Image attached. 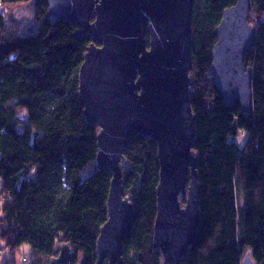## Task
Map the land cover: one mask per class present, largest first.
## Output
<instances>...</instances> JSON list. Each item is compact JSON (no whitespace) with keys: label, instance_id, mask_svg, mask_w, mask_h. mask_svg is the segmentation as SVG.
Listing matches in <instances>:
<instances>
[{"label":"trees","instance_id":"16d2710c","mask_svg":"<svg viewBox=\"0 0 264 264\" xmlns=\"http://www.w3.org/2000/svg\"><path fill=\"white\" fill-rule=\"evenodd\" d=\"M32 1L0 0V236L15 253L25 225L37 219L36 245L23 254L28 264H50L65 243L75 250L74 263L96 264L113 174L96 169L82 178L99 151V128L86 121L79 97L80 68L92 39L77 36L75 23L46 18L48 0H37L36 29L23 32L10 10ZM236 3L194 0L191 101L201 221L181 264H244L248 255L252 264H264V0H252L248 17L257 35L244 62L253 70L249 115L239 101L225 104L212 72L215 29ZM240 129L248 134L243 147L235 141ZM126 158L123 187L135 212L124 263L162 264L153 246L157 142L136 136Z\"/></svg>","mask_w":264,"mask_h":264},{"label":"water","instance_id":"95a60500","mask_svg":"<svg viewBox=\"0 0 264 264\" xmlns=\"http://www.w3.org/2000/svg\"><path fill=\"white\" fill-rule=\"evenodd\" d=\"M36 3L27 5L32 15ZM48 4L46 18L75 23L77 36L92 39L80 68L79 97L86 121L99 128L96 169L113 174L96 264L106 260L125 264L123 244L135 207L124 193L123 170L138 135L153 138L158 145L153 246L160 250L162 264H181L201 221L191 101L194 0H48ZM251 6L252 0H237L224 11L212 52V72L225 104L239 101L247 115L253 110V70L244 62L257 38L248 22ZM74 257L75 250L65 243L50 264H84L74 263ZM244 264H252L249 255Z\"/></svg>","mask_w":264,"mask_h":264},{"label":"rangeland","instance_id":"374dc122","mask_svg":"<svg viewBox=\"0 0 264 264\" xmlns=\"http://www.w3.org/2000/svg\"><path fill=\"white\" fill-rule=\"evenodd\" d=\"M10 18L21 24L22 25V31L27 33V32H32L36 28L34 26V18L31 14V10L26 7H16L10 10ZM247 132L243 129L239 130V133L235 139L237 144L241 147L244 146L247 140ZM96 171V164L87 167L82 174V178L85 179L91 174H93ZM1 181H0V190H1ZM3 215L2 211V205L0 204V235H1V228H2V223H1V217ZM38 239V221L35 219L34 221L28 223L25 225L22 233L20 234V237L18 239V246L16 247L15 253H13V250L6 246L4 240L0 236V264H22L21 263V257L23 256L24 253L26 254H32V250L36 245ZM25 254V255H26ZM28 255V256H29Z\"/></svg>","mask_w":264,"mask_h":264},{"label":"built area","instance_id":"2783aa9c","mask_svg":"<svg viewBox=\"0 0 264 264\" xmlns=\"http://www.w3.org/2000/svg\"><path fill=\"white\" fill-rule=\"evenodd\" d=\"M21 263H22V264H28V263H29L28 256L23 255V256L21 257Z\"/></svg>","mask_w":264,"mask_h":264}]
</instances>
